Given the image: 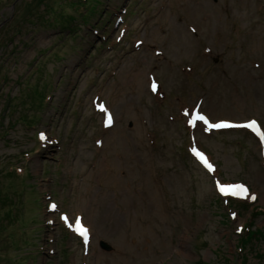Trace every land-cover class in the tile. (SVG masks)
Returning a JSON list of instances; mask_svg holds the SVG:
<instances>
[{"label":"rangeland","instance_id":"obj_1","mask_svg":"<svg viewBox=\"0 0 264 264\" xmlns=\"http://www.w3.org/2000/svg\"><path fill=\"white\" fill-rule=\"evenodd\" d=\"M77 3L0 0V264H264V141L196 130L217 196L182 111L264 134V0Z\"/></svg>","mask_w":264,"mask_h":264},{"label":"snow or ice","instance_id":"obj_2","mask_svg":"<svg viewBox=\"0 0 264 264\" xmlns=\"http://www.w3.org/2000/svg\"><path fill=\"white\" fill-rule=\"evenodd\" d=\"M155 89H156V85L153 84V90H155ZM101 110H102V111H106V109H104L103 106L101 107ZM111 120H112L111 115H109V116H108V122H109V124H111ZM195 120H201V121H203L204 123L208 124V120H207V118L204 117V116L197 115V116L194 118L193 123L195 122ZM208 126H209V127H216V128H229V127H245V128H249V129H251L252 131L256 132L257 135H260L261 140L264 141V134H261V133H260V131H259V127H258V124H257L256 121H252V122H250V123H248V124H244V125L209 124ZM41 138L43 139V136H42ZM197 155H200V154L197 153ZM200 158H201V160L204 161L206 167H208L209 169L212 168L211 164H208L207 161H206V159H205L203 156H201ZM220 190H221L222 192H224V193H231V194H234V195H235V194H244V195H247V191H248V190H247L246 188H244L242 185H238V186H236L234 189H225V188H221ZM251 199H252L253 201H255L256 196H255V195H252V196H251ZM79 232H80V234H81L82 236L85 237V239H87L88 230H87L86 228L81 227V228L79 229Z\"/></svg>","mask_w":264,"mask_h":264},{"label":"trees","instance_id":"obj_3","mask_svg":"<svg viewBox=\"0 0 264 264\" xmlns=\"http://www.w3.org/2000/svg\"><path fill=\"white\" fill-rule=\"evenodd\" d=\"M84 1L85 0H78V3L77 4H80L81 5V4H83ZM100 13H101V10L97 11V15H95V16L91 17L90 19H88L87 22H82V23L85 24V23H90L91 21H93V22L97 21V19L101 16Z\"/></svg>","mask_w":264,"mask_h":264},{"label":"water","instance_id":"obj_4","mask_svg":"<svg viewBox=\"0 0 264 264\" xmlns=\"http://www.w3.org/2000/svg\"><path fill=\"white\" fill-rule=\"evenodd\" d=\"M100 247L107 251V252H110L111 251V247H109L107 244L103 243V242H100Z\"/></svg>","mask_w":264,"mask_h":264},{"label":"bare ground","instance_id":"obj_5","mask_svg":"<svg viewBox=\"0 0 264 264\" xmlns=\"http://www.w3.org/2000/svg\"><path fill=\"white\" fill-rule=\"evenodd\" d=\"M144 49H148L147 47L146 48H144ZM148 87L146 86V89H147ZM159 90V89H158Z\"/></svg>","mask_w":264,"mask_h":264}]
</instances>
